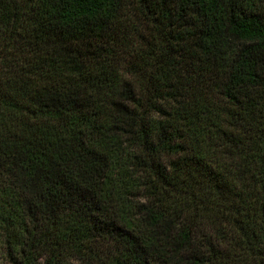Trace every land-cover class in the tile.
Instances as JSON below:
<instances>
[{
  "label": "trees",
  "instance_id": "1",
  "mask_svg": "<svg viewBox=\"0 0 264 264\" xmlns=\"http://www.w3.org/2000/svg\"><path fill=\"white\" fill-rule=\"evenodd\" d=\"M0 264H264V0H0Z\"/></svg>",
  "mask_w": 264,
  "mask_h": 264
}]
</instances>
